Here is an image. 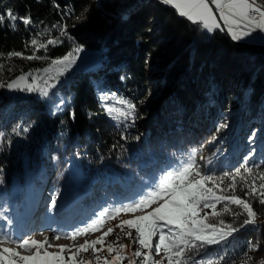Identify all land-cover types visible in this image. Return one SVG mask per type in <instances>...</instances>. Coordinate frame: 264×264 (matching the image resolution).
<instances>
[{
  "label": "trees",
  "instance_id": "16d2710c",
  "mask_svg": "<svg viewBox=\"0 0 264 264\" xmlns=\"http://www.w3.org/2000/svg\"><path fill=\"white\" fill-rule=\"evenodd\" d=\"M138 6L109 19L97 0H0V15L10 10L32 21L25 25L17 19L15 29L7 18L0 24L5 66L0 82L35 74L51 59L83 48L48 98L0 87V131L11 140L0 149L1 195L16 196L15 189L35 186L44 177L50 182L42 202L60 189L86 191L82 202L91 195L87 204L93 202L94 214L106 207L101 196L113 200V207L131 202L192 149L215 176L253 165L264 171V46L234 42L225 31L209 33L161 0ZM64 30L67 35L61 36ZM57 38L61 42L47 50L31 43ZM11 52L49 59L9 58ZM148 65L156 69L148 71ZM101 95L109 99L102 101ZM113 96L136 106L134 121L106 113L104 104L115 103ZM223 123L228 127L217 131ZM23 128L28 131L20 136L13 132ZM201 155L211 164L200 161ZM253 207L260 213L259 227L236 233L226 252L209 247L213 257L224 255L221 264H242L246 252L253 257L250 264L264 258V207ZM249 241L259 242V250L249 252Z\"/></svg>",
  "mask_w": 264,
  "mask_h": 264
},
{
  "label": "snow or ice",
  "instance_id": "6c2138e0",
  "mask_svg": "<svg viewBox=\"0 0 264 264\" xmlns=\"http://www.w3.org/2000/svg\"><path fill=\"white\" fill-rule=\"evenodd\" d=\"M161 2L173 6L180 16L209 33L217 30L226 31L233 41L244 40L253 33L264 35V4L259 0H161ZM73 13L74 9L67 15L71 16ZM5 18L13 29L16 27L17 19L25 25L32 23L30 17H17L10 10L0 15V24L5 22ZM66 35V30L61 31V36ZM60 42L59 38L48 39L46 44H37L35 39L31 41L37 50H47L48 45L54 46ZM81 51L82 46H76L64 56L51 59L47 67L36 69L35 74L32 71L23 73L7 83L0 82V87L36 92L43 98H48L51 90L57 87L59 78L75 64ZM13 56L23 57V54L8 53L9 58ZM23 58L49 59L47 56L35 54ZM4 67L0 64V70ZM29 77L32 78L31 82ZM100 98L102 101L109 99L105 95H101ZM111 99L115 103L104 104V110L110 117L119 121L135 120L134 104L115 96ZM63 103L61 99L55 109L58 110ZM227 127V123L220 124L217 131ZM27 131V128L13 129L17 136ZM254 137L255 132L249 139L253 140ZM135 139L139 140V137ZM215 139L213 136L209 143ZM5 143L10 144L11 140L0 131V149ZM197 152V149H192L177 165L164 170L148 185L149 190L136 199L101 210L83 227L66 233L65 239L75 241L78 237L102 232L96 239L86 240L83 244L75 246V250L73 247L59 245V250L52 252L48 249L54 245L44 233H40L44 236L43 240L16 239L11 232L0 229V264H125V261L127 264H221L224 255L213 257L209 254L210 246H220L226 252L236 233L249 226L253 229L259 227L257 219L260 213L253 204L264 207V171L260 170L259 165H253L244 166L242 170L238 168L233 173L225 172L221 176H215L206 172L198 163ZM251 155H254V152L245 156V161L249 160ZM199 160L206 164L212 162L210 158L202 155L199 156ZM225 180L229 182L225 184ZM50 206H56L55 198L51 200ZM3 211L0 209V219H7ZM121 214H133V218L121 220L115 228L107 227L104 230L107 220H114ZM225 217H230L231 222ZM241 217L244 219L241 220ZM7 223L10 225L12 221L7 220ZM116 229L124 236L117 235L115 243H106V238L114 234ZM124 237H127L131 244L119 243ZM53 239L60 240L61 235L57 234ZM9 244H16L17 247H8ZM132 245L138 247L132 250ZM259 248V242L249 241V252L258 251ZM17 249H23L30 254L22 255ZM89 250L94 259L82 258L81 254ZM65 252H70L71 256L65 257ZM104 252L107 255H101ZM198 256L201 258L196 259ZM245 257L242 264H250L253 257L248 256L247 252ZM258 264H264V258Z\"/></svg>",
  "mask_w": 264,
  "mask_h": 264
},
{
  "label": "rangeland",
  "instance_id": "374dc122",
  "mask_svg": "<svg viewBox=\"0 0 264 264\" xmlns=\"http://www.w3.org/2000/svg\"><path fill=\"white\" fill-rule=\"evenodd\" d=\"M146 1L147 0H131V2H133L132 3L133 5L125 6L127 2H129V0H110L112 6L107 8L101 2V0H97V7L103 15H105L109 19H112L117 15H123L125 17L126 14L130 13L132 9L135 8L134 7L135 5L142 6L144 5ZM251 38L257 41L261 40L262 42H264V35L259 34V33H253ZM247 40L249 41V39ZM248 41H240V42L252 44L254 46H264L263 44L250 43ZM154 69H156V67L153 65H148L146 67V70L148 71H151ZM29 82L31 81L29 80ZM157 109L158 108H156V110ZM167 110L168 109H165V112H167ZM160 111H158V115ZM153 112L154 110L150 111L149 113L150 116L152 115ZM207 143H208V140H206V142L204 143L205 148H206ZM127 180L128 179H126V181ZM49 182H50V179L46 178L44 180V177H43L42 179L38 181L37 189L39 190H30L29 188L25 190L15 189L16 196L3 194L2 199H0V207L4 210L3 214H6L4 216L9 219H12L14 217L17 218L23 214H27L25 215L26 217L25 219H28V224L32 225V229L29 231L26 230V232L22 231L17 236H14L13 234V232L16 231V229L15 230L12 229V227H9L8 224H6L0 229H3L5 231L6 228L8 227L9 232H11L12 235L16 239L35 238L37 240H43L44 239L43 235L35 236L34 234L37 232L39 234L44 233L49 237V240L54 245L52 248L48 249L49 251H52V252L58 251L59 245H66L69 247H73V250H75V246L83 244L86 240L96 239L98 236L102 235V232H96V233H90L82 237H78L75 241H72L70 239H65L64 235L66 233H69L75 230L76 228L83 227L86 223L90 222L93 218L96 217L92 213L94 211L93 202L91 201L90 205L87 204V201L90 199L91 195L89 196V199L85 202H82V200H80L81 195H84V192H81V195H80V193H76L72 189H69V190L65 189V191L61 189L58 196L57 194H52L50 200L55 198L57 205L55 207H51L50 203L46 204V203L41 202L42 193H40V190L47 187ZM18 197H20L19 200H18ZM100 198H103L102 199L103 203L106 204V207L104 206L103 210L110 209L113 207V200H108L106 196H103V197L101 196ZM3 199L5 202L4 206L1 205V201ZM114 200H117V199H114ZM71 206L72 208L70 209ZM19 207H22V208H19ZM150 210L151 209H148V211ZM97 214L98 212L95 213V215ZM136 215H139V214L136 213ZM76 217L77 219H75ZM78 217H81L82 219H78ZM131 218H133V214H121L119 217H117L114 220H107L104 225V230H106L107 227L115 228V226L119 224L121 220L131 219ZM10 229L12 231H10ZM57 234L61 235L60 240L53 239V237ZM117 235H120L122 237L124 236V234L120 232L119 229H116V232L114 234L109 235L106 238V243H115L117 240ZM119 243L131 244V241L127 237H124L123 239L119 241ZM7 246L11 248L17 247L16 244H9ZM17 250L20 251L22 255L30 254L24 251L23 249H17ZM64 255L65 257H69L71 256V253L65 252ZM81 256L82 258L86 260L94 259L91 250H89V252L87 253H82Z\"/></svg>",
  "mask_w": 264,
  "mask_h": 264
},
{
  "label": "bare ground",
  "instance_id": "6f19581e",
  "mask_svg": "<svg viewBox=\"0 0 264 264\" xmlns=\"http://www.w3.org/2000/svg\"><path fill=\"white\" fill-rule=\"evenodd\" d=\"M101 2L108 8V7H111L112 6V4H111V2H110V0H101ZM133 2H131V0H129V2H127V4L125 5V6H132L133 4H132ZM108 5H110V6H108ZM118 7H120V6H118ZM134 7H136V5L134 6ZM226 32V31H225ZM227 33V32H226ZM228 34V33H227ZM229 35V34H228ZM230 36V35H229ZM32 215V214H31ZM13 217V216H12ZM35 225H37V224H35ZM27 229H25V230H22V231H26ZM16 232H18L17 230H16ZM35 236L37 235V236H41L38 232L37 233H35L34 234ZM27 239V238H26Z\"/></svg>",
  "mask_w": 264,
  "mask_h": 264
},
{
  "label": "crops",
  "instance_id": "0c3cea01",
  "mask_svg": "<svg viewBox=\"0 0 264 264\" xmlns=\"http://www.w3.org/2000/svg\"><path fill=\"white\" fill-rule=\"evenodd\" d=\"M247 39H249V41ZM252 40H254V39L250 37V38H245L244 40H241V41H248L250 43H259V44H263L264 45V42H262L261 40H258V41L257 40L252 41Z\"/></svg>",
  "mask_w": 264,
  "mask_h": 264
},
{
  "label": "water",
  "instance_id": "95a60500",
  "mask_svg": "<svg viewBox=\"0 0 264 264\" xmlns=\"http://www.w3.org/2000/svg\"><path fill=\"white\" fill-rule=\"evenodd\" d=\"M234 42H237V43H239L240 41H234ZM240 43H242V42H240ZM252 45V44H251Z\"/></svg>",
  "mask_w": 264,
  "mask_h": 264
}]
</instances>
